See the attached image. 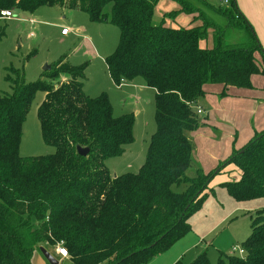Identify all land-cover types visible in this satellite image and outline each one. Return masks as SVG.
I'll list each match as a JSON object with an SVG mask.
<instances>
[{
	"label": "trees",
	"instance_id": "16d2710c",
	"mask_svg": "<svg viewBox=\"0 0 264 264\" xmlns=\"http://www.w3.org/2000/svg\"><path fill=\"white\" fill-rule=\"evenodd\" d=\"M173 1L181 8L156 23L159 0H0V12L59 6L116 25L120 39L106 58L108 71L116 82L140 77L155 89L157 123L139 171L113 176L106 161L133 142V118L115 116L106 93L86 94L84 65L73 66L63 57L39 81L12 80V91L0 94V264H31L41 243L54 248L63 243L76 264L148 263L186 234L191 211L231 164L238 178L223 182L230 196L264 197V129L215 169L187 175L193 163L191 133L201 126L196 105L207 85H223V95L231 87L253 88L252 76L264 75L255 56L257 37L236 0L214 8L229 27L247 31V41L235 44L227 43L223 28L192 2ZM181 12L198 13L194 18L202 23L166 25V18ZM210 28L213 45L202 47ZM38 90L45 92L38 109L41 132L56 152L24 157L22 126ZM77 146L88 147L89 154H79ZM251 229L245 254L230 253L219 264H264V208L252 214ZM189 264L212 263L200 254Z\"/></svg>",
	"mask_w": 264,
	"mask_h": 264
},
{
	"label": "rangeland",
	"instance_id": "374dc122",
	"mask_svg": "<svg viewBox=\"0 0 264 264\" xmlns=\"http://www.w3.org/2000/svg\"><path fill=\"white\" fill-rule=\"evenodd\" d=\"M214 20L224 30L227 43L247 41V31L229 27L226 19L214 8L227 7L225 0H188ZM239 11L251 25L260 45L255 56L264 67V0H236ZM180 4L173 0H159L154 11V22L160 23L166 12L179 10ZM198 13L181 12L175 19L166 18V25L189 27L202 23L194 18ZM194 20V21H193ZM69 29L67 36L61 34ZM0 94L11 92L13 81L23 77L25 82L43 79L47 66L61 58L73 66L84 65L83 84L89 97L106 93L115 116L129 115L133 118V142L120 156L106 161L111 175L136 173L146 160L152 135L156 132V91L137 77L116 82L110 75L106 58L112 54L120 39L119 28L110 22H93L87 13L59 6H43L37 10H15L9 19L0 18ZM202 47H212V33ZM50 70V69H49ZM253 88L228 91L221 95L217 84L205 95L197 106L205 110L199 114L200 127L191 133L193 144L192 166L187 175L192 177L197 168L213 170L220 160L229 158L250 141L256 131L264 129V75L252 76ZM207 93V94H206ZM45 92L38 90L27 112L22 126L19 147L21 156H39L56 152V147L44 141L38 109ZM231 164L217 174L207 196L191 211L189 230L162 256L189 264L200 254H205L212 264L226 260L233 247L243 248V242L251 233V216L264 208V197L237 201L230 196L223 182L232 179ZM231 172V174L229 173ZM230 176V177H229ZM37 224L36 218H32ZM52 253L58 264H76L69 257L56 254L57 246L41 243L34 250L31 264H51L42 249ZM153 259V258H152ZM151 259V260H152ZM150 260V261H151ZM153 262H151L152 264Z\"/></svg>",
	"mask_w": 264,
	"mask_h": 264
},
{
	"label": "built area",
	"instance_id": "2783aa9c",
	"mask_svg": "<svg viewBox=\"0 0 264 264\" xmlns=\"http://www.w3.org/2000/svg\"><path fill=\"white\" fill-rule=\"evenodd\" d=\"M225 3L227 4L228 3V0H225ZM14 16V11L13 10H7V9H5V10H2L1 12H0V18H2V19H9V18H11V17H13ZM61 33L62 34H68L69 33V29H67V28H63L62 30H61ZM122 81H123V79H122ZM197 112L200 114V113H202L204 110H203V108H201L200 106H197ZM57 253L60 255V256H62V257H68V251H67V249L63 246V243H59L58 245H57ZM231 254H239V255H244L245 254V249L244 248H237V247H233L232 249H231Z\"/></svg>",
	"mask_w": 264,
	"mask_h": 264
},
{
	"label": "crops",
	"instance_id": "0c3cea01",
	"mask_svg": "<svg viewBox=\"0 0 264 264\" xmlns=\"http://www.w3.org/2000/svg\"><path fill=\"white\" fill-rule=\"evenodd\" d=\"M62 34V33H61ZM63 36H67V35H63ZM145 83V82H144ZM218 86H219V90H220V88L222 87V91H223V85H221V84H217ZM213 86V84H211V85H207L206 86V89H208V91H207V93L210 91L209 89H211V87ZM234 88H236V87H231L230 89H228V91H231V90H235ZM242 89V88H241ZM228 91H227V93H228ZM206 93V94H207ZM221 95H222V92H221ZM204 112H205V110H204ZM256 131V130H255ZM253 137V136H252ZM220 161H222V160H220ZM203 169V168H202ZM234 173V172H233ZM238 178V173H235V176H234V178L233 179H237ZM51 253V252H50ZM52 254V253H51ZM56 254H58L57 253V251H56ZM174 261L175 260H172V259H169V257H166V256H162V253H159V254H157L151 261H149L148 263H145V264H151V262H153L152 264H174Z\"/></svg>",
	"mask_w": 264,
	"mask_h": 264
},
{
	"label": "water",
	"instance_id": "95a60500",
	"mask_svg": "<svg viewBox=\"0 0 264 264\" xmlns=\"http://www.w3.org/2000/svg\"><path fill=\"white\" fill-rule=\"evenodd\" d=\"M51 69V66H47L45 68V70H49ZM77 151L79 154L83 155V156H87L90 152V149L88 147H82V146H77ZM42 249V252L44 253V256L47 258V260L51 263V264H58V261L55 259V257L47 250Z\"/></svg>",
	"mask_w": 264,
	"mask_h": 264
}]
</instances>
